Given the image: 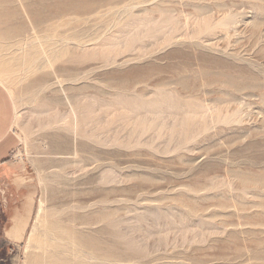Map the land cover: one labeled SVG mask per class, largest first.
Segmentation results:
<instances>
[{"label": "rangeland", "instance_id": "374dc122", "mask_svg": "<svg viewBox=\"0 0 264 264\" xmlns=\"http://www.w3.org/2000/svg\"><path fill=\"white\" fill-rule=\"evenodd\" d=\"M114 3L57 19L85 44L52 63L27 0H0V264H105L75 251L88 233L138 261L114 264H264V0Z\"/></svg>", "mask_w": 264, "mask_h": 264}, {"label": "bare ground", "instance_id": "6f19581e", "mask_svg": "<svg viewBox=\"0 0 264 264\" xmlns=\"http://www.w3.org/2000/svg\"><path fill=\"white\" fill-rule=\"evenodd\" d=\"M114 2L117 4L118 2H123V0H27V8L29 9L30 19L34 25V30L36 31V37L40 42V46H45L44 53L46 54L47 59L52 63H57L69 54L71 42L76 41L78 43L77 47L79 48L85 44L84 41L80 40L78 37L74 38V36H71V34L59 32L57 19H65L64 25H68L69 21L66 18L69 16H88L92 13L98 12L99 9L105 6H110ZM213 9L218 13H226L225 16L229 14L228 12L230 11L229 6L224 3L215 4ZM81 50L82 49L79 51ZM79 56L78 58L81 59ZM62 69L65 71V67ZM66 72H68L70 75L74 73L71 67L66 68ZM78 72V80H82L86 73H84L83 68ZM221 83L225 84L226 86H231L235 91L237 89L241 93L248 88L244 81L237 82L232 78H226ZM246 96L248 95L242 96L240 98H234V100H230L228 102L235 103L238 110L245 109L251 106V102H248L250 97L248 98ZM113 219L114 215H112V220L110 222L104 220L103 222L105 223V226L99 228V230L95 232L96 235L101 236L103 234L109 233L108 224L112 223ZM74 243H77L79 246V248H77L75 251L81 252L84 256L89 255L92 257V259L97 260L100 263L114 264L115 262H138L137 258H134L132 254H124L123 252L120 253L117 250L118 244H114L112 247L107 248L103 245V242L100 239H98L96 236L93 238V236L89 235V233L84 235L81 240H78ZM54 255L55 254L52 256ZM131 257L133 258L131 259ZM73 263L74 260L70 258L57 260V258L55 259L53 257L52 261V264Z\"/></svg>", "mask_w": 264, "mask_h": 264}, {"label": "crops", "instance_id": "0c3cea01", "mask_svg": "<svg viewBox=\"0 0 264 264\" xmlns=\"http://www.w3.org/2000/svg\"><path fill=\"white\" fill-rule=\"evenodd\" d=\"M16 110L9 90L0 82V188L13 180L16 166L12 159L19 138L14 132ZM29 211L26 213L28 216Z\"/></svg>", "mask_w": 264, "mask_h": 264}]
</instances>
